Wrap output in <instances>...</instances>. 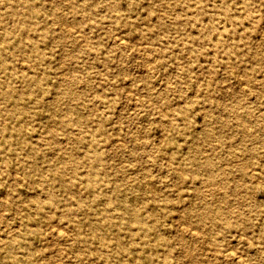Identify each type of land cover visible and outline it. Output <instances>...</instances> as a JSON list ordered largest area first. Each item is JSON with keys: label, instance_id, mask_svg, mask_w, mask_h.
<instances>
[{"label": "rangeland", "instance_id": "obj_1", "mask_svg": "<svg viewBox=\"0 0 264 264\" xmlns=\"http://www.w3.org/2000/svg\"><path fill=\"white\" fill-rule=\"evenodd\" d=\"M262 29L264 0H0V264H264Z\"/></svg>", "mask_w": 264, "mask_h": 264}, {"label": "bare ground", "instance_id": "obj_2", "mask_svg": "<svg viewBox=\"0 0 264 264\" xmlns=\"http://www.w3.org/2000/svg\"><path fill=\"white\" fill-rule=\"evenodd\" d=\"M67 26V25H66ZM262 27V26H261ZM58 29H60V26H59V28ZM77 31V30H76ZM262 31L264 32V30L262 29ZM263 32H261V33H263ZM76 33V32H75ZM78 33V32H77ZM114 35V34H113ZM264 35V34H263ZM123 38V37H122ZM37 39V38H36ZM119 39V38H118ZM83 41V40H82ZM80 42V41H79ZM141 43V42H140ZM80 44V43H79ZM139 44V43H138ZM146 44V43H145ZM136 45H137V43H136ZM144 45V44H143ZM143 45H141V46H143ZM139 46V45H138ZM137 46V47H138ZM146 51V50H145ZM119 53V52H118ZM145 53H147V52H145ZM66 56V55H65ZM152 56V55H151ZM150 56V57H151ZM140 57V56H139ZM149 57V59H151ZM154 57V56H153ZM142 58V57H141ZM156 58V57H155ZM61 59H63L62 57H61ZM144 59V58H143ZM142 59V60H143ZM148 59V60H149ZM147 60V59H146ZM153 60V58L151 59V61ZM62 61V60H61ZM20 62H22L23 63V61H21L20 60ZM60 62V61H59ZM148 63V62H147ZM149 68V67H148ZM152 68V67H151ZM129 69V68H128ZM62 70V69H61ZM64 71V70H63ZM144 72H145V70H144ZM148 72V71H147ZM150 72V71H149ZM150 75H152V74H150ZM82 76V75H81ZM84 77V76H83ZM82 78V77H81ZM257 78H259L260 80H262V82H263V84H264V68L263 69H261V71H260V75H259V77H257ZM256 78V79H257ZM159 79V78H158ZM78 80V79H77ZM81 81V80H80ZM165 83V82H164ZM168 83V82H167ZM245 83V82H244ZM156 84V83H155ZM262 84V83H261ZM164 85H167V84H164ZM242 85H240V87H241ZM150 87V86H149ZM145 89H146V87H145ZM151 90V89H150ZM264 90V89H263ZM125 91V90H124ZM128 91H131V90H129L128 89ZM64 92H66V91H64ZM261 92H263V91H261ZM91 94L93 95V93L91 92ZM114 94V93H113ZM135 94H137V93H135ZM140 94V93H139ZM136 98H137V96H136ZM140 98V97H139ZM135 99V98H134ZM142 100V99H141ZM91 101V100H90ZM89 101V102H90ZM149 101V100H148ZM93 102V101H92ZM147 102V101H146ZM93 105H94V103H93ZM135 105V104H134ZM95 107H97V106H95ZM136 107H137V105H136ZM157 108V107H156ZM262 109V108H261ZM260 109V110H261ZM132 110V109H131ZM263 110V109H262ZM126 111H129V109L127 110L126 109ZM156 112H157V110H156ZM264 115V114H263ZM114 119V118H113ZM240 120H242L243 121V118L242 117H240ZM247 128V127H246ZM250 128V127H249ZM132 129V128H131ZM244 130H247V129H244ZM135 131V130H134ZM246 132V131H245ZM79 134V133H78ZM135 136V135H134ZM160 137V136H159ZM135 138V137H134ZM141 138H143V136L141 137ZM144 139V138H143ZM260 141V140H259ZM135 142V141H134ZM154 143H156L155 141H154ZM132 144V143H131ZM151 145H156V144H153V142H151L150 143ZM127 145V144H126ZM150 145V146H151ZM251 145V144H250ZM131 155V154H130ZM146 157V156H145ZM238 161V160H237ZM232 162H234V161H232ZM125 163V162H124ZM123 162L121 163V166H122V164H124ZM249 166V165H248ZM242 169L243 168H245L246 166H245V164H243L242 166ZM250 167V166H249ZM248 167V168H249ZM247 168V170H246V168H245V170H244V173L245 174H247V176H252V175H254L255 174V171H257L256 169L254 170V168H250V169H248ZM152 170V169H151ZM13 172V171H12ZM15 173V172H14ZM152 174V173H151ZM210 180H211V177L209 178ZM202 188V187H201ZM200 189V188H199ZM249 194V193H248ZM71 195H73V194H71ZM250 195V194H249ZM233 196V195H232ZM1 197V196H0ZM1 210H3V209H1ZM1 212H3L4 213V211H1ZM190 212V210H188V213ZM204 214H208L207 212H205L204 210H202V218L201 219H204ZM209 216V215H208ZM13 223V222H12ZM180 223V222H179ZM182 223V222H181ZM4 224H5V222H4ZM177 224V223H176ZM182 224H184V223H182ZM52 225V224H51ZM178 225V224H177ZM185 225V224H184ZM19 226V225H18ZM55 226H56V224H55ZM55 226H54V228H55ZM183 227V225H180V227ZM179 227V226H178ZM182 227H181V229H182ZM188 228L190 227V226H187ZM13 228H14V226H13ZM50 229V228H49ZM59 229V228H58ZM48 230V229H47ZM56 230V229H55ZM191 230H192V228H191ZM52 231V230H51ZM57 231V230H56ZM56 231H54V232H56ZM182 231H184V230H182ZM189 231H190V229H189ZM194 231H195V229H194ZM50 232V231H49ZM191 233V232H190ZM57 234V233H56ZM59 234V233H58ZM54 235V234H53ZM60 235V234H59ZM238 235V234H237ZM236 235V236H237ZM239 236H242L241 234L239 235ZM239 236H237V238L239 237ZM241 238V237H240ZM31 240V239H30ZM237 241V240H236ZM60 245H61V243H60ZM64 245H66V244H64ZM229 247V246H228ZM61 250H62V248H61ZM205 250V249H204ZM208 250V249H207ZM212 251V250H211ZM59 253H63L62 251L60 252L59 251ZM66 254L68 253V252H65ZM237 253V252H236ZM70 254V253H69ZM206 254V253H205ZM239 254V253H238ZM222 255L224 256V257H227V258H229V257H233L234 256V253L232 252V250L231 249H229V248H224L223 249V252H222ZM64 256V255H63ZM205 256V255H204ZM239 256H240V254H239ZM238 256V257H239ZM238 257H236V260H235V264H239L240 263V261L241 260H243V259H241V258H238ZM241 257V256H240ZM241 259V260H240ZM76 260V259H75ZM55 261V260H54ZM65 261H68V260H65ZM186 262V261H185ZM63 263V262H62ZM67 263V262H66ZM231 262H229V264H230ZM231 264H233V263H231Z\"/></svg>", "mask_w": 264, "mask_h": 264}]
</instances>
